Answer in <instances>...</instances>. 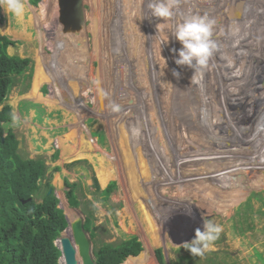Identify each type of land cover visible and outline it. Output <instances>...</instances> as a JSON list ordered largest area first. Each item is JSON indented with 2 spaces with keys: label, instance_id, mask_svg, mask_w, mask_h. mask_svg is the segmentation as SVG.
<instances>
[{
  "label": "rangeland",
  "instance_id": "obj_1",
  "mask_svg": "<svg viewBox=\"0 0 264 264\" xmlns=\"http://www.w3.org/2000/svg\"><path fill=\"white\" fill-rule=\"evenodd\" d=\"M40 1L44 2V8L48 5L46 15H40L36 11ZM40 1L35 6L28 0H21L24 10L19 16L6 10L4 0L0 2L1 13L4 16V21L0 23V33L7 35L14 42L8 47V52L29 57L32 66L31 77L19 78L4 101V104L11 107L13 119L10 123L4 124L3 135L5 136L10 128L19 140V150L23 156L44 158L49 170L43 183L47 179L50 180L59 199L58 207L66 214L67 204L68 210H72L74 214L73 217L81 214L85 218L82 205L87 206V201L91 202V207L87 209L91 208L93 214L97 243L118 242L129 235H137L143 249L138 255L127 258L134 260L136 264H160L156 257L158 248L163 253V264H264V142L259 132L264 130L263 94L253 90L251 95H244L246 98L243 105L245 104L247 108L249 122L244 126L245 135L241 136L242 144L240 145L239 141L237 148L231 138L239 127L234 126L233 131L227 133L226 126L229 124L226 122L235 123L234 118L243 112L230 119L224 116L227 112L226 110L225 113L222 112L220 109L222 105L219 104L218 109L214 107L219 116L217 118L211 104L204 108L203 103L201 107L197 104L198 98L203 100L210 98V103L214 102V105L219 102L216 96L208 97L204 91L213 94L216 91L220 94L222 91L227 102L232 103L236 100L238 96L235 98L233 91L230 92L229 85L236 89L237 83L241 82L239 78L244 77L243 81L250 78L252 73L248 72L253 63L246 67L249 68L246 73L240 75H237L236 71V75L233 72L229 73L230 67L227 64L228 71L224 72V79H227L222 85L218 84L219 75L214 70L215 67L222 68V65L232 58L239 59L241 55H244L243 60L255 62L252 67L260 74L258 87H262L264 75L261 74L264 73V62L258 57H263L264 52L260 55L252 54L253 57L246 53V47L250 49L252 46L251 49L255 50L260 45L258 43L253 45L255 44L253 42L248 46L250 42H236L235 38L241 35L239 31L242 25L235 28L231 17L234 14L237 20L243 18L246 21L257 18L259 25L256 26L254 35L249 38L257 36V41L262 42L264 16L258 18L255 13L263 11L258 7L264 8V0L255 2L175 0L174 15L168 19L151 15V10L147 6L149 0H145L143 4L141 0H114L115 9H110L111 5L109 7L111 0H83L86 26L81 29L83 42L81 39L79 41L84 47L80 49L81 57H74L73 54L74 59L67 64V58L64 59L63 54L60 55L55 49L58 35L56 30L58 27L61 28L57 19L56 1ZM50 3H54V8L52 4L50 7ZM31 5L34 8H31ZM250 8L252 10L249 11ZM242 11H247L248 14L246 12L245 15ZM110 13L119 18L118 24L125 15V20L122 21L124 28L114 23L118 28L114 32V26L108 22ZM202 14L215 19L216 26L212 38L221 44L218 45L219 50L209 59L208 66L203 69L200 83L195 84L191 83L194 69L178 66L174 62L178 52H173L172 49L178 50L182 45L172 33L183 20ZM131 28L134 32L132 37ZM98 29L102 34V43L97 34ZM62 35L64 39L65 34ZM117 36L121 37L119 41L124 51L130 47L128 55L119 50ZM136 36L143 39L140 41ZM166 40L167 42H162ZM112 41L116 45L111 49ZM38 49L41 50L39 54L41 61L38 60ZM134 52L137 55H134ZM132 55L136 56V59ZM60 61L70 67L69 72L62 71ZM126 62H130V68L125 66ZM47 69H50L49 72ZM173 69L181 73L179 79L173 76ZM253 74L251 77H254ZM221 77L220 75V79ZM97 80L100 82L99 85L96 83ZM68 85L75 86V89L71 90L74 93H70V89L65 90V86ZM99 89H103L106 96L102 98ZM245 89L247 91V88ZM37 96L45 102L37 100L35 98ZM253 97L257 106L255 111L247 104L250 99L253 102ZM66 98L69 101H66ZM76 98L84 102L83 107L73 103ZM111 103L120 105L121 111L112 112ZM230 107L232 108L231 105ZM195 108L199 109L201 121L197 117L198 114H195ZM235 108L234 106V110ZM203 109L211 110L213 113L210 125L203 122L200 114ZM180 116H183V120ZM222 116L224 117L221 118ZM163 118L165 122L162 121ZM142 119L146 120L144 125ZM245 119L236 121L242 123ZM178 120L181 125H185L181 130L176 129ZM201 127L204 131L201 136L185 137L188 131L196 134L197 129ZM130 128H138L140 132L134 135ZM97 131L102 132L101 139H104V143L94 136V132ZM181 131L185 132L182 136ZM170 133L171 135L173 133V138H170ZM186 139L189 142L184 143ZM202 139L204 141L211 139L208 143L202 144L205 151L209 149L211 152L212 141L217 145L214 147L216 149L212 148L209 154L208 151H199ZM147 145L150 146L148 151ZM232 146L237 149V157L239 156L238 159L245 169L239 167V160L237 164L231 162L228 153ZM215 159L220 161L215 163L213 162ZM134 163L138 165L135 166ZM225 164L228 169L226 166L223 167ZM232 165L239 166L234 168ZM55 167L58 169H54ZM231 169L235 170V178L238 176L237 179H241L244 184L240 191L234 193L235 198L229 197V192H226V189L230 191L228 184L234 180L226 178L227 183L223 182V178L232 172ZM212 174H215V177ZM66 180L80 186L76 191L82 203L80 207L69 205L65 194L69 189ZM165 181L169 184L167 185ZM96 182L99 187L95 186ZM112 182H116V186L111 188L109 197L105 199L102 191ZM61 197H64L66 204ZM204 220L222 225L223 232L214 244L215 250L206 252L203 257H193L181 245L194 237L196 228L203 230ZM87 234L90 237L88 232ZM91 243L93 246L94 242Z\"/></svg>",
  "mask_w": 264,
  "mask_h": 264
},
{
  "label": "trees",
  "instance_id": "obj_2",
  "mask_svg": "<svg viewBox=\"0 0 264 264\" xmlns=\"http://www.w3.org/2000/svg\"><path fill=\"white\" fill-rule=\"evenodd\" d=\"M39 1L28 0L35 6ZM3 21L0 7V23ZM13 43L7 35L0 33V264H59L61 251L55 240L68 222L63 209L58 207L59 199L50 180L43 183L49 166L44 158L23 156L19 140L10 128L3 135L4 124L13 119L11 107L4 104L7 94L19 78H29L32 74L29 57L8 52ZM102 135V132H94V136L104 143ZM65 183L69 188L65 192L69 205L80 207L82 203L76 194L80 186L68 180ZM95 186L99 187L98 182ZM113 186L116 182L102 191L105 199ZM89 206V201L87 206L82 205L86 216L84 228L94 242L96 264H121L129 256L142 251L143 245L137 235H129L118 242L97 243L93 214L91 208L87 209ZM156 257L163 264L160 248L156 249Z\"/></svg>",
  "mask_w": 264,
  "mask_h": 264
},
{
  "label": "bare ground",
  "instance_id": "obj_3",
  "mask_svg": "<svg viewBox=\"0 0 264 264\" xmlns=\"http://www.w3.org/2000/svg\"><path fill=\"white\" fill-rule=\"evenodd\" d=\"M49 1H52V0H47V2H49ZM191 1V0H190ZM210 1V0H209ZM208 1V2H209ZM232 1V0H231ZM114 0H111V2L109 3V7H110V5H111V7H110V9L112 8V9H115V4H114ZM141 2H142V4L145 2V0L144 1H142L141 0ZM183 3H184V1H182ZM181 2V3H182ZM254 2H255V0H254ZM44 2H39V4L37 5V8H36V11H38V13L40 14V15H46V13L48 12V10H49V8H48V5L44 8V4H43ZM123 3V2H122ZM27 4V3H26ZM51 4H52V6H53V8H54V3H50L49 5H50V7H52L51 6ZM211 4H213V3H211ZM221 4V3H220ZM263 4H264V2H263ZM4 6H6V5H4ZM28 6V5H27ZM188 6V5H187ZM34 8V6H32L31 5V8ZM218 7V6H217ZM223 7V6H222ZM93 8V7H92ZM100 8H102V7H100ZM124 8H125V6H124ZM189 8V7H188ZM219 8V7H218ZM217 8V9H218ZM259 9H261V10H263V11H261L260 13L257 11L255 14V16H257L258 18H259V16L260 17H262V16H264V8L263 7H258ZM30 9V8H29ZM95 9V8H94ZM181 9V8H180ZM183 9V8H182ZM208 9V8H207ZM7 10V9H6ZM189 10V9H188ZM250 10H252V8H250L249 9V11ZM105 11V10H104ZM185 11V10H184ZM226 11V10H225ZM95 12V11H94ZM109 12V11H108ZM110 12H111V10H110ZM245 13V15H246V12L247 11H242V13ZM253 12H255V11H253ZM189 13V12H188ZM237 13V12H236ZM95 16H97L96 15V13H93ZM247 14H248V12H247ZM93 15V16H94ZM150 15V14H149ZM186 15H189V14H187L186 13ZM203 15V14H202ZM99 16V15H98ZM97 16V17H98ZM222 16V15H221ZM224 16V15H223ZM222 16V17H223ZM103 17V16H102ZM226 17V16H225ZM105 18V17H104ZM232 19H233V24L235 25V28H237V27H239V25L241 24L242 26H241V31H239V34H241L240 36H238V38H235V41L236 42H239V41H246V42H250L249 43V45L248 46H250V45H252V43L253 42H255V44H253V45H256V43H258L260 46H258L259 48L258 49H251V47H250V49H249V47H246V49H247V54L249 55V56H251V57H253L252 56V54H256V55H260V53H263L264 52V47H263V45H264V39L262 40V42H259V41H257V39H256V37L257 36H254V37H252V38H249V36H252V35H254V33H255V31H256V26H258L259 24H258V21H256L257 20V18H256V20H254V19H252V21L251 20H249V21H246V20H244L243 18L241 19V20H237L238 18H236L235 17V15L233 14L232 15V17H231ZM241 18V17H240ZM128 19V18H127ZM98 20V19H97ZM123 20H125V15L120 19V28H124V26H122L123 24H122V21ZM111 22L110 23V25H112V26H114L113 27V29H114V32L116 31V29H118L117 28V26H115L114 25V23H116L117 25H119L118 24V22H119V18L115 15V14H113V13H110L109 14V16H108V22ZM240 21V22H239ZM32 22V21H31ZM224 22V21H223ZM232 24V23H231ZM232 24V25H233ZM93 25V24H92ZM264 25V24H263ZM216 26V25H215ZM25 27V26H24ZM97 27V26H96ZM217 27H218V25H217ZM34 28V27H33ZM232 28V27H231ZM218 29H220L219 27H218ZM60 30H61V28L60 27H58L57 28V38H56V41H57V46L55 45V49L57 50V51H59V53H60V55L61 54H63V56L62 57H64V59L65 58H67V60H66V64H67V62L68 61H70L71 62V60H73L74 58H73V54L75 55L74 57H81V52H80V49H81V47L83 46V44L82 43H80V39L82 40V42H83V39H82V37H81V34H83V31L81 32V30H79L77 33L76 32H74V31H71V32H66V31H62L61 30V32H60ZM99 30V29H98ZM103 32V31H102ZM215 32V31H214ZM218 32V31H217ZM259 32V31H258ZM62 33H64L65 34V38L63 39L62 37H64L63 35L61 36V34ZM130 33H131V37L132 36H134L133 34H134V32H133V28H131L130 29ZM139 33V32H138ZM222 33H224V32H222ZM261 33V32H260ZM97 34L99 35V39H100V42L102 43V34H101V31L99 30L98 32H97ZM104 34V33H103ZM259 34V33H258ZM257 34V35H258ZM20 35V34H19ZM128 35V34H127ZM229 35V34H228ZM261 35H264V34H261ZM260 35V36H261ZM39 36V35H38ZM85 36V35H84ZM112 36H113V34H112ZM137 36H138V34H137ZM136 36V37H137ZM140 36V35H139ZM233 36H234V34H233ZM231 37V36H230ZM229 37V38H230ZM235 37V36H234ZM115 38V37H114ZM138 39H140V41L143 39V38H140V37H137ZM146 38V37H145ZM232 38V37H231ZM62 39H63V41H62ZM121 39V37L119 36H117V38H116V41H118V43H119V45H120V49L119 50H121L122 52L124 51L123 49H122V44H120L121 42L119 41ZM216 39V38H215ZM135 40V39H134ZM144 41H146V40H144ZM134 42V41H133ZM132 42V43H133ZM139 42V41H138ZM227 42V41H226ZM100 43V44H101ZM105 43V42H104ZM140 44H141V42H139ZM143 43V42H142ZM218 43V42H217ZM227 43H229V42H227ZM233 43V42H232ZM231 43V44H232ZM221 43H220V41H219V43H218V45H220ZM230 44V43H229ZM236 44V43H235ZM248 44V43H247ZM116 45V43L114 42V41H112V46H111V49L114 47ZM234 45V44H233ZM227 46V45H226ZM76 47H77V49H76ZM84 47V46H83ZM129 47V46H128ZM128 47H127V51H124V53L126 54V55H128L127 53L129 52V49H128ZM157 47V46H156ZM235 47V46H234ZM233 47V48H234ZM254 48H255V46H253ZM130 48V47H129ZM136 48H138V47H136ZM223 48H225V47H223ZM237 48V47H236ZM132 49V48H131ZM229 49V48H228ZM140 50V49H139ZM242 50V49H241ZM240 50V51H241ZM40 49H38V60H42L41 59V56L39 55L40 54ZM154 51V50H153ZM238 51V50H237ZM130 52H132V51H130ZM139 52V51H138ZM239 52V51H238ZM245 52V51H244ZM57 53V52H56ZM135 54L134 55H137L136 54V52H134ZM216 53V52H215ZM224 54V53H223ZM228 54H231V53H228ZM240 54H241V52H240ZM246 54V55H247ZM238 55V54H237ZM262 55V54H261ZM248 56V57H249ZM127 57V56H126ZM132 57H134L133 55H132ZM224 57V56H223ZM243 57H244V55H241V57L238 59L237 58V60L236 59H234V58H232L231 59V64H229V61L225 64V65H222V68H219V67H215V73H217L218 75H219V77H217L218 78V81H219V83L218 84H220V85H222L223 84V82H225L224 80H226V79H224V76H225V73L224 72H226V71H228V69H227V64H229L228 66L230 67V70H229V73H231V72H233V74H235L236 75V73H237V75L239 74L240 75V73H246L248 70H249V68H246L247 66L248 67H250V64L251 63H253L252 64V66H254L255 65V62H253V61H251V62H247V61H245V60H243ZM121 58V57H120ZM146 58V57H145ZM221 58H222V56H221ZM259 59H262L261 60V62H264V56L263 57H258ZM60 59H61V57H60ZM130 59V58H129ZM134 59H136V56L134 57ZM219 59V58H218ZM44 60V59H43ZM212 60V59H211ZM253 60V59H252ZM145 61V60H144ZM221 61V60H220ZM226 61V60H225ZM255 61V60H254ZM58 62V61H57ZM84 62V61H83ZM224 62V61H223ZM260 62V63H261ZM122 63H125V62H123L122 61ZM130 63V62H129ZM129 63L128 62H126V64H125V66H129V68L131 67V64L129 65ZM140 63V62H139ZM216 63V62H215ZM61 66V68H62V71L63 72H66L67 70H68V68H70L69 66H67V65H64V62H61L60 61V63H59ZM82 64V63H81ZM142 64V63H141ZM147 64H149V63H147ZM45 65V64H44ZM133 65V64H132ZM143 65V64H142ZM220 65V64H219ZM72 66V65H71ZM81 66H83V65H81ZM80 66V67H81ZM211 66V65H210ZM225 66V67H224ZM250 67V70H249V72L248 73H254L253 75H254V77H251L252 76V74H250V78H247L246 79V81H243V78H239L238 80L239 81H241L240 83H237V86H236V89H234L233 87H232V85H229V90H230V92H231V90L233 91L232 93L234 94V96H235V98H236V96H238L237 98H236V100L234 101V102H232V103H229V102H227L225 99H224V95H223V92L221 91L220 92V94H219V92H215V94H213L212 92L211 93H209L208 91H204L206 94H208L207 96L208 97H212L213 98V96H216L217 98H218V100L217 101H219L218 103H216L215 105H214V102L213 103H210L211 102V99L210 98H208V99H210V100H203V99H199L198 98V107H201V103H203L202 104V108H204L205 106H208L209 104H211V109H213L214 110V113H215V115L217 116V118H219V116H218V113L216 112L217 111V109H218V105L219 104H221L222 106H220L221 108V110H222V112H224L225 113V111L224 110H226V115L224 114V116H228L230 119H232V118H234V116L237 114H239V112H243V114H240V116L238 117L237 115V118H234V121H235V123L233 122H226V123H228L229 125H227L226 126V132L227 133H229V132H232L233 131V127L235 126L236 127V125L239 127V128H236V132H235V135H234V137L233 138H231L232 140H233V145H235L236 146V148L238 147V145H239V141H240V139L242 138L241 136H244L245 135V128H244V126L247 124V122H249L248 120H249V116H248V111H247V108H246V106H245V104L243 105V102L245 101V99L244 98H246L245 96H247V95H251V92L253 91V90H257V91H260L262 94H263V98H264V81H262L261 83V85H262V87H258V84H259V78H260V74H259V72H255L256 70H255V68L254 67ZM224 67V68H223ZM143 68V67H142ZM37 70V72H38V69H36ZM48 70V69H47ZM50 70V69H49ZM49 70H48V72H49ZM81 70V69H80ZM262 70V69H261ZM260 70V72H262ZM263 70H264V68H263ZM70 71H73V70H70ZM83 71V70H82ZM213 71V72H214ZM235 71H236V73H235ZM47 72V71H46ZM68 72H69V70H68ZM67 73V72H66ZM215 73H213V75H215ZM56 74V73H55ZM53 75H54V73H53ZM61 75V74H60ZM63 75V74H62ZM220 75L222 76L221 77V79H220ZM256 75H258L257 77H256ZM261 75H264V73L263 74H261ZM51 76V75H50ZM69 76V75H68ZM75 77V76H74ZM227 77V76H226ZM223 78V79H222ZM79 79V78H78ZM82 79H83V76H82ZM264 79V78H263ZM170 81V80H169ZM234 81V80H233ZM79 82H80V80H79ZM172 82V81H171ZM57 83H58V80H57ZM81 83V82H80ZM185 84V83H184ZM207 84H208V82H207ZM67 85V84H66ZM241 85H242V87H241ZM33 87V86H32ZM191 87V86H190ZM207 88L209 87V86H206ZM187 88H188V86H187ZM245 88H247V91H246V89ZM70 89V93H74V92H72L74 89H75V86L74 85H68V86H65V90H69ZM185 89V88H184ZM72 90V91H71ZM192 90H194V89H192ZM218 90H220V89H218ZM35 91H36V89H35ZM179 91V90H178ZM33 92V91H32ZM60 92H61V90H60ZM229 92V91H228ZM183 93V92H182ZM33 94H36V93H33ZM38 94V93H37ZM185 94V93H184ZM192 95H193V93H191ZM212 94V95H211ZM129 95V94H128ZM187 95H189V94H187ZM245 95V96H244ZM39 96H40V94H39ZM62 96V95H61ZM206 96V95H205ZM170 97V96H169ZM37 100H40V101H43V102H45L44 100H42L41 98H39L38 96L37 97H35ZM135 98H136V96H135ZM134 98V99H135ZM138 98V97H137ZM136 98V99H137ZM193 98V97H192ZM206 98V97H205ZM254 98V97H253ZM58 99V98H57ZM227 99V98H226ZM66 100H68L69 101V99H66ZM197 100V99H196ZM220 100H224L223 102H221ZM249 100V99H248ZM216 101V102H217ZM57 102V101H56ZM64 103V101H62V104ZM73 103L74 104H76V105H80V106H84L83 104H84V102L82 101V100H80V99H78V98H76L75 99V101H73ZM240 103H241V106H240ZM127 104V103H126ZM247 104H248V106H249V108L252 110V111H255V110H257L256 109V100H255V98L253 99V102L251 101V99H250V101H247ZM191 105V104H190ZM232 106V108L230 107L229 108V106ZM236 105H239V106H236ZM138 106V105H137ZM227 106H228V108H227ZM234 106L236 107L235 108V110H236V113H235V110H234ZM86 107V106H85ZM196 107V106H195ZM214 107H216L215 109H214ZM75 108H77V107H75ZM227 108V109H226ZM84 109V108H83ZM231 111H232V113H231ZM84 112V111H83ZM136 113V112H135ZM163 113V112H162ZM191 113V112H190ZM199 113V109H197V108H195V114H198ZM253 113V112H252ZM157 114H158V112H157ZM164 114V113H163ZM166 114V113H165ZM201 115H202V118H203V122H205V123H208V125H210L211 123H210V121H212L213 120V113H212V111L211 110H206V109H203L202 111H201V113H200ZM233 114V115H232ZM256 114H257V112H256ZM255 114V115H256ZM81 115V114H80ZM255 115L253 116V118H254V120L256 121V119H255ZM163 116V115H162ZM173 116V115H172ZM175 116V115H174ZM224 116H222L221 118H223ZM160 117V116H159ZM197 117L199 118V120L201 121V119H200V117H199V114L197 115ZM210 118V119H209ZM227 118V117H226ZM242 118H246L245 119V121L244 122H242V123H240L239 121H236L237 119L238 120H242ZM180 119L181 120H183V116H180ZM185 119V118H184ZM137 120V119H136ZM164 120V121H163ZM75 121V120H74ZM132 121V120H131ZM137 121H139V120H137ZM136 121V122H137ZM142 121V125H144L146 122V120L144 121V119H142L141 120ZM147 121H149V120H147ZM162 121L163 122H165V118H163L162 119ZM134 122V121H133ZM129 123V122H128ZM131 124V123H130ZM138 124V123H137ZM184 124V123H183ZM223 124V123H222ZM141 125V126H142ZM148 126V125H147ZM185 125H181V123H180V121L178 120L177 122H176V129L177 130H181V128H183ZM222 126V125H221ZM137 127V126H136ZM180 127V128H179ZM262 127H264V126H262ZM144 128V127H143ZM171 128H172V126H171ZM130 129H132V132H133V128H130ZM138 129V128H137ZM155 129V128H154ZM164 129V128H163ZM203 127H201V128H199V129H197V132H196V134H192L191 132H187L186 134H185V132L183 131H181L182 132V134H181V136L182 135H184L185 134V137H190V136H197V135H199V136H201V134H203ZM215 129V128H214ZM174 130V129H173ZM129 131V130H128ZM170 131H171V129H170ZM139 132H140V130H139ZM260 132V136L262 137V140H263V138H264V130L263 131H259ZM41 133V132H40ZM43 133V132H42ZM165 133H167L166 131H165ZM212 133V132H211ZM216 133V132H215ZM153 134H154V132H153ZM219 134V133H218ZM250 134V133H249ZM132 135V134H131ZM170 135H171V133H170ZM172 135H173V133H172ZM172 135L170 136V138L172 137ZM210 135H212V134H210ZM229 135V134H228ZM154 136V135H153ZM216 136V135H215ZM136 137H138V136H136ZM142 137V136H141ZM156 137V136H155ZM164 137V136H163ZM206 137V136H205ZM145 138V137H144ZM173 138V137H172ZM197 138V137H196ZM247 138H249V137H247ZM166 139V138H165ZM209 139V138H208ZM208 139L206 140V141H204V139H202V140H200L201 141V145H200V148H199V151L201 150V151H204V152H207V151H205V147H203L202 146V144L203 143H208L209 141H208ZM250 139V138H249ZM130 140H132V139H130ZM164 140V139H163ZM172 140H174V139H172ZM215 140H216V138H215ZM140 141V140H139ZM143 141H145V140H143ZM184 141V140H183ZM230 141V140H229ZM247 141V140H246ZM186 142H189L187 139L184 141V143H186ZM164 143H165V141H164ZM217 143V142H216ZM232 143V142H231ZM230 143V144H231ZM50 144V143H49ZM139 144V143H138ZM197 144H198V142H197ZM214 141H212L211 142V147L213 148V149H216V148H214V147H216L217 145L216 144H214ZM242 144V142L240 141V145ZM144 146V145H146V144H140V146ZM174 145V144H173ZM148 146L149 145H147L146 147H147V151H148ZM150 147V146H149ZM210 149V151L212 152V150L213 149ZM236 148H233V146H232V149L230 150V152L228 153L230 156H229V158L231 159V162H234V164H237L238 162H240V160L238 159L239 158V156L237 157V153H238V151H237V149ZM143 149V148H142ZM150 149V148H149ZM151 150V149H150ZM165 150V149H164ZM219 151V150H218ZM34 152H36V151H34ZM48 152V151H47ZM145 151H143V153H144ZM163 152V151H162ZM166 152V151H165ZM211 152H209L208 151V154L209 153H211ZM168 153V152H167ZM214 153V152H213ZM145 155V154H144ZM148 155V154H147ZM164 155V154H163ZM189 155V154H188ZM193 155V154H192ZM199 155H202V154H199ZM169 156V155H168ZM185 156H186V154H185ZM165 157V156H164ZM202 157V156H201ZM221 157V156H220ZM171 158V157H170ZM182 158V157H181ZM184 158V157H183ZM190 158H192V157H190ZM195 158V157H194ZM196 158H197V156H196ZM211 158V157H210ZM230 159H228V160H230ZM173 160V159H172ZM227 160V159H226ZM225 160V161H226ZM239 160V161H238ZM147 161V160H146ZM168 161V160H167ZM177 161V160H176ZM184 161H185V158H184ZM220 160H217V159H215L213 162H219ZM222 161V160H221ZM238 161V162H237ZM139 162V161H138ZM137 162V163H138ZM186 162V161H185ZM188 162V161H187ZM213 162H211V163H213ZM178 163V162H177ZM195 163V162H194ZM215 163H213V164H215ZM221 163V162H220ZM227 163V162H226ZM230 164V163H229ZM134 165H135V163H134ZM138 165V164H137ZM137 165H135V166H137ZM139 165H140V163H139ZM149 165V164H148ZM212 165V164H211ZM218 165V164H217ZM221 165V164H220ZM134 166V167H135ZM151 166V165H150ZM214 166V165H213ZM224 166H226V164L225 165H223V167ZM234 168L235 167H237V166H239V165H237V166H234V165H232ZM221 167V166H220ZM232 167V168H233ZM242 170L243 169H245L244 168V165H243V163L241 164V162H240V166H239ZM136 168V167H135ZM142 168H144V167H142ZM165 168V167H164ZM226 168L228 169L229 167H227L226 166ZM233 168V169H234ZM136 169H139V168H136ZM159 169V168H158ZM170 169H171V167H170ZM173 169V168H172ZM176 169V168H175ZM215 169H217V168H215ZM233 169H231V173H227L228 174V176L227 177H225V178H223L224 180H223V182H224V184H226L227 183V179L226 178H228V179H230V180H234V181H230V183L228 184V185H230V187H229V190L230 191H228V189H226L225 191L226 192H229V194H228V196L230 197H234L235 196V194L234 193H236V192H238V191H240L241 189V187H244V184L241 182V179L240 180H238L237 178H238V176L235 178V170L233 171ZM143 170V169H142ZM153 170H155V169H153ZM163 170V169H162ZM212 170H213V168H212ZM145 171V169L143 170V172ZM147 172H148V170H146ZM167 171V170H166ZM181 171V170H180ZM221 171H223V170H221ZM226 171V170H225ZM140 172V171H139ZM155 172H156V170H155ZM255 172V171H254ZM168 173V172H167ZM193 173H195L194 171H193ZM149 174V173H148ZM158 174V173H157ZM179 174V173H178ZM206 174V173H205ZM220 174V173H219ZM225 174H226V172H225ZM151 175V174H150ZM160 175V174H159ZM166 175V174H165ZM165 175H163V176H165ZM212 175H214V177H215V174H212ZM156 176V175H155ZM162 176V175H161ZM172 176V175H171ZM226 176V175H225ZM239 176H241L240 174H239ZM154 177V176H153ZM152 177V178H153ZM173 177V176H172ZM207 177V176H206ZM211 177V176H210ZM213 177V178H214ZM157 178V177H156ZM161 178V177H160ZM166 178V177H165ZM170 178V177H169ZM147 179V178H146ZM146 179H144V181L146 180ZM157 179H159V178H157ZM168 179V178H167ZM201 180H202V178H200ZM160 180V179H159ZM172 180H174V179H172ZM169 181V180H168ZM167 181V182H168ZM196 181H199V179L197 180L196 179ZM195 181V182H196ZM204 181V180H203ZM146 182H148V181H146ZM156 181H154V183H155ZM159 182V181H158ZM166 182V181H165ZM164 182V183H165ZM166 182V183H167ZM176 182V181H175ZM200 182V181H199ZM149 183V182H148ZM151 183V182H150ZM149 183V184H150ZM163 183V182H162ZM242 183V184H241ZM160 184V183H159ZM169 183H167V185H168ZM213 184H214V182H213ZM223 184V185H224ZM146 185V184H145ZM152 185V184H151ZM155 185V184H154ZM164 185V184H163ZM202 185V184H201ZM228 185H226V186H228ZM162 186V185H161ZM212 186V184L210 185V187ZM217 186V185H216ZM223 187V186H222ZM199 188V187H198ZM228 188V187H227ZM190 189V188H189ZM200 189V188H199ZM218 189V188H217ZM224 189V188H223ZM233 189V190H232ZM150 190V189H149ZM162 190H164L163 188H162ZM203 190V189H202ZM212 190V189H211ZM151 191V190H150ZM160 192V191H159ZM187 192V191H186ZM199 192V191H198ZM62 198V201H64V203L66 204V201H65V199H64V197H61ZM235 198V197H234ZM233 200V199H232ZM67 205V204H66ZM65 205V208H66V215H67V217H68V219H69V221H70V219H72V221H70V224L73 222V220H74V218H75V216L73 217V212H72V210H68V207ZM175 213V212H174ZM132 222V221H131ZM138 225V224H137ZM139 227V226H138ZM136 228V227H135ZM138 231H140L139 229H138ZM141 232V231H140ZM64 234H66V235H68V236H70L71 235V232H70V230H68L67 232H65ZM139 234V233H138ZM76 249H77V252H76V258H77V264H82V259H81V256L79 255V251H78V247L76 246ZM61 264H64V263H62V262H60ZM135 262H134V260H132L131 261V259H127V260H125L122 264H134ZM136 264V263H135ZM150 264V263H149Z\"/></svg>",
  "mask_w": 264,
  "mask_h": 264
},
{
  "label": "clouds",
  "instance_id": "obj_4",
  "mask_svg": "<svg viewBox=\"0 0 264 264\" xmlns=\"http://www.w3.org/2000/svg\"><path fill=\"white\" fill-rule=\"evenodd\" d=\"M4 2L7 11L13 15L19 16L24 10L21 0H4ZM174 4L175 0H149L147 6L152 16L168 19L174 15ZM215 23V19L207 15H193L178 24L172 33L182 45L178 50L172 49L173 52H178L174 62L178 66H188L194 69L191 83H200L203 69L208 66L213 54L219 50L217 42L212 38ZM162 42H167V40ZM229 64H231L230 61ZM172 74L177 79L181 76L176 69L172 70ZM96 83L99 85V80ZM99 91L102 98L106 96L103 89ZM110 109L112 112H120L121 106L111 103ZM138 133L139 129L134 128L133 134ZM222 232V225L211 220H204L203 230L196 228L194 237L190 241H184L181 247L188 250L193 257H203L206 252L215 250L214 244Z\"/></svg>",
  "mask_w": 264,
  "mask_h": 264
},
{
  "label": "water",
  "instance_id": "obj_5",
  "mask_svg": "<svg viewBox=\"0 0 264 264\" xmlns=\"http://www.w3.org/2000/svg\"><path fill=\"white\" fill-rule=\"evenodd\" d=\"M57 8V19L61 25V30L66 32H78L86 26L85 9L83 0H55ZM264 78V76H263ZM67 99V98H66ZM67 101V100H66ZM68 225L55 240V245L60 249L61 255L59 263L77 264L76 246L82 259V264H96L93 246L90 237L84 228V217L80 214L70 221L65 214ZM70 230L71 235L64 234ZM61 264V263H60Z\"/></svg>",
  "mask_w": 264,
  "mask_h": 264
},
{
  "label": "crops",
  "instance_id": "obj_6",
  "mask_svg": "<svg viewBox=\"0 0 264 264\" xmlns=\"http://www.w3.org/2000/svg\"><path fill=\"white\" fill-rule=\"evenodd\" d=\"M145 257V256H144Z\"/></svg>",
  "mask_w": 264,
  "mask_h": 264
}]
</instances>
